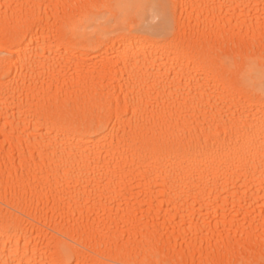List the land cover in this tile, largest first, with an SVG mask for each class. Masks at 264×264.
<instances>
[{"label": "bare ground", "instance_id": "bare-ground-1", "mask_svg": "<svg viewBox=\"0 0 264 264\" xmlns=\"http://www.w3.org/2000/svg\"><path fill=\"white\" fill-rule=\"evenodd\" d=\"M262 72L264 0H0V264H262Z\"/></svg>", "mask_w": 264, "mask_h": 264}, {"label": "snow or ice", "instance_id": "snow-or-ice-1", "mask_svg": "<svg viewBox=\"0 0 264 264\" xmlns=\"http://www.w3.org/2000/svg\"><path fill=\"white\" fill-rule=\"evenodd\" d=\"M94 7V6H93ZM104 7H110L108 5H105ZM117 7H120L119 5ZM140 7H144V6H140ZM155 15V14H154ZM24 43H27V41H24ZM226 59H229V58H226ZM234 62V61H233ZM261 77H262V80H264V72L261 73ZM262 264H264V262H262Z\"/></svg>", "mask_w": 264, "mask_h": 264}]
</instances>
